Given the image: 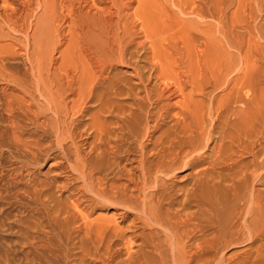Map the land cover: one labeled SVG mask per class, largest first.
Returning a JSON list of instances; mask_svg holds the SVG:
<instances>
[{
    "label": "bare ground",
    "instance_id": "1",
    "mask_svg": "<svg viewBox=\"0 0 264 264\" xmlns=\"http://www.w3.org/2000/svg\"><path fill=\"white\" fill-rule=\"evenodd\" d=\"M134 1L138 3V6L135 10L133 9L132 15L141 22L142 27L146 24L144 19L149 18L153 9H158V13H160V6L151 7V1L147 0H0V90L2 92L0 103L3 112L9 116L7 125L1 129L0 134L6 136L8 140L14 141L12 146L17 152L24 153L25 151L26 154L32 155L28 154V157H32L31 160L20 162L19 172L16 177L14 176L15 180L21 181L24 177H30L31 169H34L37 164H41L36 155L42 154L40 150L44 148H42L43 144L40 146L41 143H38L40 142L38 132H43L52 138L51 142L55 143L54 147L57 150L68 155V159L63 158L67 160L64 161L69 162L67 164H69L70 172L66 181L61 185L62 190L69 193L68 198L71 203V212L67 214L68 220L66 221L69 222L71 219L79 232L83 230L89 234L92 242L98 245V247H94L95 249L105 248L106 256L102 258V260L105 258L103 264H113L114 262L113 257L116 254L112 242L114 238L127 239L125 244L128 253L127 261L124 264H152L151 262L154 261H150L148 258V255L151 254L156 256L155 264H223L224 257L220 254L235 245L239 237L246 235L258 239L259 236L264 237V191L260 188L264 176V106L257 118L258 115L256 116L254 113V104H258V102H254L257 101L254 97L255 90L252 95L254 87H252L253 76L251 77L250 72L253 65H250L249 62V51L247 53L244 50L247 42L246 34L240 33L241 35L237 38L233 37V40L225 39L229 47L237 48L243 56L239 63L241 66L237 67L240 69L233 78L228 77L231 76L229 71H232V68H229V71H225L224 75L214 81L213 87L216 90L223 88L224 94H214L212 97L209 94L210 101L205 105L201 96H205L204 90L207 85L211 84V81L204 78L207 74H201V67H203L202 63L206 60L205 58L211 53V49H216L213 47L218 38L214 37L216 40L211 38V35H215L214 31L212 32L209 27V29L206 28V36L210 38L204 37L205 41L202 38L204 42L198 46L197 43H194L197 41H193V36L192 38L189 36L190 29L188 31L185 29V32L190 34L187 43L183 41L186 47L184 48L185 44L179 45L180 52L182 51L180 47L184 48L180 57L176 58L172 55L173 57L167 58L160 55L158 51L160 49H157V46L158 48L161 46L162 42L160 43V41L164 39L160 40L159 36L160 41L156 38L152 40V27L149 25L152 30H149L147 25L145 30L141 27L146 39L143 40L146 41V44L151 43L150 49L148 47L149 51H145L148 52L145 55L146 62L151 64L150 74L149 76L145 75L144 71H148V68L143 71L146 66L140 67L139 62H136L137 57L136 61H132L134 64L132 75L135 76L138 86L134 91L131 86L133 83L130 81L132 84L129 87L132 89H127L126 95L130 98L129 90L133 97L128 100L129 102H126L127 100L125 101L123 98L126 97L125 94L115 87L116 85L112 86L115 79L112 80L111 72L117 66L127 64L126 54L131 56L130 51L132 50L126 53L125 45L127 44L124 38L128 40L127 33L133 35L130 30L133 25L128 29L125 25L120 27V22H123L122 19L129 15L128 11L132 9ZM167 2L169 1L167 0ZM195 2L194 0H173L181 14L188 13L189 15L199 14L198 6H194ZM202 2L204 3V0ZM160 3L162 4V2ZM41 8L44 11L41 12L46 13L45 16H48L46 20H48L46 22L40 18L41 25H38L40 24L37 21L38 13ZM175 9L174 7L173 10ZM166 12L162 11L163 14ZM173 14L171 15L173 16ZM176 16L174 14V20H177ZM128 17L125 19L126 22L127 19L129 22ZM231 17L234 16L230 15ZM241 17L239 16L238 22ZM158 18L157 20H159ZM181 18L183 17L181 16ZM243 18L240 22L243 20L246 23L248 19L244 16ZM33 20L38 22H36L38 27H42L44 21L45 28H40V32L47 29L48 32L44 30L48 37H46L47 41L49 42L51 39V42L55 39L57 47L55 46L53 51L61 54V57L58 56V58L62 59V63H58L59 60L56 62L52 55L49 56V59L46 58L53 62V66L56 65L55 68L52 65L49 66L47 71L36 62L37 57H41L39 55L36 57L41 50H39L40 52L36 51L37 54L34 56L27 49L28 45L24 47L26 49L24 52L20 50L22 47L16 50L18 48L14 49L12 46L13 41L24 39L25 44L27 42L29 46L31 43L34 45L35 39L38 40L39 30ZM169 20L166 19V21ZM182 20L179 21L180 23L172 21V19L170 21L172 24L177 22L180 25L181 22L183 23ZM206 24L208 23L206 22ZM183 25L181 24V29L184 30L186 26H189V23L187 25L183 23ZM46 26L52 28L48 29ZM162 26L164 27V23ZM232 27L231 31L233 32ZM65 28H67V32L62 33L63 29L66 31ZM174 28L178 29L175 24ZM216 28L217 32L221 31V24ZM214 29L215 27H213ZM164 30L169 31L166 28ZM175 31L178 32V30ZM245 31L247 30L245 29ZM199 32L202 31L199 30ZM210 32L212 33L210 34ZM217 32L216 35L219 34ZM228 32L226 33L228 34ZM94 34L101 43L100 47L97 46L99 44L93 43V39L90 40V36ZM136 35L138 36V34ZM195 35L197 34L195 33ZM168 36L166 37L167 41L171 42L169 37L172 35ZM195 38L197 40V37ZM130 40L134 39L131 37ZM43 42L42 40L41 43ZM48 42L45 40V44ZM63 42L69 44L61 51ZM143 43L145 45V42ZM143 43L141 48L144 47ZM219 43L220 41H218ZM35 44L37 45V43ZM222 44H219V48L223 47ZM49 45L46 44V49ZM224 45H226L225 42ZM175 46L177 47L176 44ZM227 47L225 48L227 49ZM229 47L226 51L229 52L227 55L230 58L226 56V53L224 56L230 60L227 61L226 57L221 55L226 61L222 62L219 57V65L225 66L228 62L230 67L233 64L231 59L235 63V59L231 58L233 54L230 56V53L237 49L229 51ZM171 48L174 49V45ZM49 49L44 51L48 52ZM18 51L23 52L24 60L30 66L24 68L22 72H10L11 69L6 60L21 54ZM239 52L238 54H240ZM47 54L44 56L47 57ZM235 55L237 58L240 56ZM70 57L77 58L76 65L78 63L81 65L73 71L71 65V70L70 68L66 69L68 64L74 62ZM212 57L217 58V54ZM132 58L135 57L131 56V60H133ZM239 58L237 61L241 60V57ZM220 61L223 64H220ZM34 64H38V67ZM62 64L66 65L65 70ZM208 67L210 68V66ZM218 68L216 67V70ZM224 68L228 69L227 66ZM237 68H235L236 72ZM9 69L10 71L7 72ZM218 71L220 72V70ZM154 80L155 83H152ZM122 82L120 83L121 87ZM126 85L123 84V87ZM256 108H259L258 105ZM80 117L86 119L82 129L77 127ZM23 123L34 129L32 133L35 134L33 137L35 141L29 138L32 135L30 130L27 131L25 128L27 126H23ZM27 132L30 133V136H27L29 134ZM83 133L87 134L86 142L80 141ZM8 142L11 144V141ZM66 146L71 151V157H69ZM45 148L47 150L48 145H45ZM63 165L65 164L63 163ZM189 166L193 167L195 177L190 183L191 185L180 188L178 193L176 188L175 195L178 194L180 197L182 195V197L174 198L175 195H172L169 190L178 179L177 172ZM211 170H227L226 177L221 180L225 181L224 183L232 184V191L230 189L228 191L233 192L236 198L235 206H231L230 200H226L225 203L223 200L220 202V198L216 200L217 197L215 196V199L212 192L208 191L211 186L208 179L212 175V172L211 174L209 172ZM70 186L75 188L71 191L69 190ZM38 190L35 191L40 192ZM31 191L35 192L32 188ZM36 199L38 200V196ZM226 204L232 207L231 211L234 210L233 217H231V212L229 214L231 219L227 218L228 214L226 217H221L231 220L229 221L230 225L226 222L228 220H224V222L222 220L220 223L217 221L218 218L215 219V215L220 217L217 215L221 208L226 207ZM219 206H222L219 208L220 210ZM229 206L227 207L229 208ZM100 212H106L111 216L102 217L98 215ZM222 213H225V210ZM95 215L98 217L90 220ZM222 222L224 225L227 223V227L222 225ZM213 225L215 227L218 225L219 232L209 233L202 240L199 239L200 242H196L195 235L201 232V229L207 231ZM47 237L49 239L50 234ZM38 241L41 242V240ZM137 241H140L139 248L133 252L132 246ZM97 258L101 260V257ZM61 259L64 260V264H72L67 253Z\"/></svg>",
    "mask_w": 264,
    "mask_h": 264
},
{
    "label": "rangeland",
    "instance_id": "2",
    "mask_svg": "<svg viewBox=\"0 0 264 264\" xmlns=\"http://www.w3.org/2000/svg\"><path fill=\"white\" fill-rule=\"evenodd\" d=\"M147 1L148 2L151 1V3H152L151 7H155V5L156 6L158 5V7L160 6L159 7L160 8L159 9L160 13H158V9H153V10H155L157 12H154L152 10L151 14H149V18L148 19H144L145 22H146V24L143 26L144 28L142 27L141 22L138 21L137 18H134V16L132 15L133 14L132 11H134L137 8V6H138V3L135 2V1H134V5L132 6V9H130V11H128V14H129L128 16H130V17L126 16V17H124V19H122L123 22H120V24H121L120 27L123 26V25L127 26L128 29L131 28L132 25L134 27V30H133V27H132V29H130V30H132L133 35L132 34L129 35L130 33H127V35H126V36H129L130 39L132 37L134 40L132 41L128 37V40H129L128 41L127 38H124V39H126L124 41L127 44V45H125L127 47L126 53H128L130 50H132V51H130V54H131V56L135 57V58H132L133 60H131V56L129 57L128 56L129 54H126L127 64H125L124 66L127 67L128 64H129V67L131 65L132 66L130 68L129 67L126 68L123 65L122 66H117L116 68L113 69V72H111L112 80L115 79V81H114L115 83L112 86L116 85L115 87L119 88L125 94L126 97H123L124 100L125 101L127 100L126 102H129L128 100H130V98L133 97L132 94L130 95V91L129 90H128V92H129L128 95L130 96V98L126 95L127 94L126 93L127 89L131 88L129 86L133 83L131 86H132V88H134V91H135V88L138 86L136 84L135 76L132 75V67L134 66L132 61H134L136 59V57H137V59H136L137 61L136 60L135 61L137 63L139 62L140 65L139 64L138 65L140 67H142V65L144 67L146 66V69H143V71L147 70V68H148V71H144L145 75L149 76V74H150L149 70H150V65L151 64L146 62L147 60H146L145 55L148 52H145V51L146 50L149 51L148 47L150 49V44L151 43H147L146 44V41L143 40V39H145L144 38L145 35L142 33L143 30H141V27L144 30L147 29V28H149V30L153 29L152 30V34H151V37L153 36L152 37L153 39L149 38L150 40L151 39L154 40L156 38L158 41H160L161 38L164 39V40L160 41V43L162 42L160 48H158V46H157V49L161 50L163 48L161 51L158 50L160 55L165 56L167 58L169 56L170 57L174 56L176 58H179L180 54L182 53V51L186 47V44L183 43V41L184 42L186 41V43H187V40L189 38L188 35L190 33L191 34L189 36L191 38L193 36V38H192L193 41L194 40L197 41V42H194V43L195 44L197 43L198 46H199L205 41L204 37L205 38H210V37L206 36V31H205V30H207L206 28H208V27L211 28L212 30L211 29L210 30L212 32L214 31V33L216 35V32H217V28L216 27H219L220 24H221V29L222 30L221 31L218 30L217 33H219V34H217V35H221L222 32H223V34L220 37L217 36V35L216 36L215 35H211V38L212 37H213L212 39H215L214 37L218 38L217 40L220 41L221 44L223 43L222 44L223 47L219 48V44L220 43L218 44V41H216L215 43H216V45L218 47L216 45H214L213 48H216V49H214L215 51L213 49H211V53L209 54V56H207L205 58L206 60H204L203 63H202V65H203V67L205 69L203 67H201V74H203V75L207 74L206 76H204V78L206 77L205 79H208L209 81H211V84L207 85V87L204 90L206 92V94H205V96L204 95L201 96V98L204 99V100L203 99L202 100H203V102H205V105H206L210 101L208 99L209 98L208 97L209 94H210L211 97L214 94H219V95H223L224 94L223 88H219V89L216 90L213 87V84H214V81L217 78H219L221 75H224L225 71H229L232 68V71H229L230 74H231V76H228L229 78H231V77L233 78L234 75L238 74V71H239L240 68H237V67L241 66V65H239V63H241L243 56L241 55V53L239 52V50L237 48L229 47V45L227 44V40H225V39L226 38H228V39L231 38V40H233V37L237 38L239 35L245 33L246 34L245 36L247 37V42H246V47L247 48L245 47L244 50L247 51V53L249 51L250 54L249 55L247 54V55H248V58H249L250 65H253V66H251V68L252 67L253 68L250 71L251 72V77L253 76L252 78H253V83H254V85L252 83V87L257 89V87L259 85H261V86L258 87L257 90H259V89L261 90V88L263 87L260 92H258L254 88H253V91H252V95L254 94V90H255V93H256L254 95V97H255V100H257V101H254V102H258V104H256V103L254 104L255 105L254 113H256L255 114L256 116L258 115L257 116V118H258L260 116L259 112H261L260 110L264 106V4H263L264 1L263 0H204V3H203L202 2L203 0H200V1L194 0V1H196L195 2L196 5L194 4V6L195 7L198 6L197 7L198 8V12H199L198 15H195V14H192V15L190 14L189 15L188 13H186V14L182 13L181 14L179 12L177 6L175 5V3H173V0H168L169 2H167V0H147ZM160 2H162V4ZM201 2H202V4H201V6H199ZM213 2H214V5H213ZM203 4H204V6H203ZM135 5H136V7H135ZM168 5L173 7V8L170 9L171 7H169ZM205 6H208V7H205ZM174 7L177 9V10L175 9L176 13H175V10H173ZM201 7H202V9H201ZM161 10L165 11V12L168 10L169 11V12L167 11L168 14L170 13L169 16L171 14H173V12H174V14L177 15L176 16L177 20L173 19L174 14H173V16L171 15L170 18H169V16L167 17V15H168L167 12L163 14ZM39 11H40L38 13L39 17H38L37 21L39 22L41 19L42 20L44 19V21H45L48 16H45L46 13H42L41 12V11H43L42 8ZM40 13H41V15H40ZM210 13H211V16H209ZM213 13H215L216 15L215 14L213 15ZM156 14H157V17H156ZM222 14H224V15H222ZM240 14H242V15H240ZM178 15H180V16H178ZM202 15L204 17H206V18H204ZM230 15L231 16L233 15L234 17L230 18ZM181 16L183 18H181ZM239 16H242L241 19L243 18V16L246 19H248L247 20L248 24H246L247 22L246 23L243 22L244 18H243L242 22H240L241 19L238 22ZM127 17L129 18V22L131 20H132V22L129 23L128 19H127V22H126L125 19ZM158 17H160V18H158ZM157 18L159 20H157ZM212 18L213 19L215 18V19L213 20ZM163 19H165V20H163ZM166 19H170V20L172 19V21H177V22H179V21H181L183 19L182 20L183 23L186 24V25L189 23V26L187 27L185 25L186 27L185 28L183 27L184 28V30H183V29H181V24H182V26H184L182 22H181L180 25H179L180 22L179 23L176 22L177 24L174 22L175 26H177V28H178V29H175L174 28V24H172V22L170 20L166 21ZM29 20H28V22H29ZM47 20H46V22H47ZM37 21L33 20L34 25L39 30L38 33H37V36H38L37 39L38 40L35 39V42L31 41V42H34V45H33V43H31V45L29 46V43L27 44V42L25 44L24 43L25 39H24V40H19V41L18 40L13 41L12 42V46H13L14 49L18 48L16 50H19L22 47L23 49L21 48L20 50L24 52V51H26V49L24 47L26 45H28V46H26L27 49L30 50V53H32L34 56H35V54H37L36 51L40 52L39 50H41L40 54L36 55V57L38 55L41 56V57H37L38 60L36 62L39 63V65H41L44 68L45 71H47L49 69L48 67L49 66L51 67V65L53 63V62L47 60V59L50 58L49 56L52 55L53 59H55L56 62H57V60H59V58L61 57L60 56L61 54L59 52L57 54V52L53 51L54 48L57 47L56 44H55L56 43L55 39H53L51 42H50L51 39H49V42H50V45H49V42L47 41L48 37L44 33L45 31L48 32L47 29L46 30L44 29L45 31L43 30V32H40V30H41L40 28H42V27L45 28L44 21H43L44 25L42 24V27H40V26L38 27L37 26V24H36ZM215 21L217 22L216 24H215ZM166 22H167L168 25L166 24ZM206 22L208 24H206ZM163 23H164V27L162 26ZM218 23H219V25H218ZM249 23H250V29H249ZM48 24H50V23H48ZM243 24H246V26H243ZM38 25H41V23L38 24ZM146 25H147V28H146ZM149 25L152 27V29L150 28ZM193 26H194V29H193ZM231 26H233L232 27L233 28V32L231 31L232 30ZM50 27L46 26V28H48V29L52 28V27L51 28ZM200 27H201V29H200ZM213 27H215L214 30H213ZM242 27L245 28L247 31H245V29H243ZM165 28L169 29V31H165L164 30ZM179 28H180V31H179ZM202 28H204V29H202ZM36 29H34V31H36ZM185 29H187V31L190 29V31H189L190 33H188L187 31L185 32ZM65 30L66 31H64V29H63L62 33H64V32L66 33L67 32V28H65ZM175 30H178V32L175 31ZM199 30L202 31L203 33L199 32ZM191 31H193L194 34ZM227 31H229L231 33V35H230L229 32L227 34L226 33ZM212 32H210V34ZM248 32H249V35H248ZM39 33L40 34L42 33V35L44 34V36L40 35ZM150 33H151V31H150ZM157 33H159V34L157 35ZM195 33L197 35H195ZM136 34H138V36ZM166 34H168L169 36L170 35H172V36L169 37ZM179 34H181V35H179ZM157 36H158V38H157ZM159 36H160V40H159ZM167 36L169 37V40L171 42H174L173 44L171 42L167 41L168 40V38H166ZM185 36H187V37H185ZM44 37L45 38L47 37V38L45 39ZM95 37H96L95 34L93 36H90V40L93 39V43L94 44H96V43L99 44L97 46L100 47L101 43ZM124 37H125V35H124ZM134 37L135 38L137 37V39H135ZM175 37H176V39H175ZM178 37H180L179 38L180 42L178 41ZM195 37H197V40H196ZM221 37H224V38H221ZM251 37H252V40H251ZM202 38L204 39V41H202L203 40ZM44 39L46 40V42H48L46 44L49 45V47L47 46V49H46V44H45V40ZM165 39H166V41H165ZM42 40L44 41L43 42L44 44L41 43ZM94 40H96V41H94ZM142 40H143V42H145V45L142 42ZM137 41L139 42V44H138ZM140 41L143 43V46H144L142 48H141L142 43ZM181 41H182V43H181ZM38 42L41 43V44H39ZM224 42L230 48L229 51H233V50L237 49L236 51H238L240 53V54H238V52H236V51H233V53L232 52L230 53V56L233 54L231 58L235 59V63H234V60L231 59V63L233 61V64L230 67H229L230 64H228V62H226L227 65L225 64V66L219 65V62H218L219 59L222 60V62H225L227 60V57H229V55H227V53L229 54V52L226 51L228 49V47L226 45H224ZM3 43H6V42H3ZM35 43H37V45ZM134 43H135L136 47H135V45H133ZM168 43L170 44V47H169ZM68 44L69 43L63 42V46L61 48V51L64 50L65 47L68 46ZM175 44L177 45V47L175 46ZM184 44H185L184 48H183V46L180 47V48H182V51L180 52L179 51L180 50L179 49V45L181 46V45H184ZM35 45H36V47H35ZM128 45H129V47L131 46L130 47L131 49L128 47ZM146 45H147V48H146ZM173 45H174V49L171 48V46H173ZM220 47H221V45H220ZM225 47H227V49ZM36 48H37V50H35ZM48 48H50L49 49L50 52L49 51L45 52L46 50H48ZM142 49L144 50V52L142 51ZM223 49H224V51H223ZM137 50L139 51L138 52L139 54L137 53ZM21 51H18V52H21ZM166 51H167V53H165ZM168 51H170V52L168 53ZM23 52H21V54L19 53V55L17 54L18 56H14L13 58H7L6 63L8 65V67L11 69V71L9 69V70H7V72H9V71L10 72H14L15 71L14 73L22 72L24 70V68H26V67L28 68V66H30L29 63H28V65L26 64V60H24V56L22 55ZM46 53H48L47 57L44 56ZM215 53L217 54V58L216 57H214V58L212 57L213 55L214 56L216 55ZM225 53H226L227 57L224 56ZM136 54L138 56L140 55L139 56V60H138V56ZM176 54H178V55H176ZM235 54L240 55L239 56V57H241L240 61H237L240 58L239 57L237 58V56ZM221 55L226 57L225 58L226 60ZM58 56H59V58H58ZM71 56H73V55H71ZM250 56H251V61H250ZM39 58H41V59H39ZM56 58H58V59H56ZM72 58H73V61L75 63L71 62L70 64H68L69 67L67 66L68 68L66 67V69L70 68V70H71V66H72V71H73L76 67L81 66V65L79 63L76 65V63L78 62L77 61L78 59L75 58V57H70V59H72ZM140 59H142V60H140ZM216 59H218V60H216ZM211 60H213V61H211ZM229 60H227V61H229ZM44 61H47L46 62L47 64ZM140 61H141V63H140ZM210 61H211V63H210ZM222 62L220 61V64ZM58 63H62V59H60L58 61ZM208 64H210V65H208ZM211 64H212V66H211ZM34 65L36 67H38V64H34ZM62 65H63L62 66L63 69L65 70V66L66 65H64V64H62ZM54 66H56V65H54ZM54 66L52 65V67H54ZM73 66H74V68H73ZM208 66H210V68ZM221 66H222V68L220 69ZM226 66H227L228 69L225 70L224 67H226ZM118 67H120V68H118ZM216 67H219L218 70H220V72L218 70H216ZM234 67L237 68V72H236ZM56 68H58V67H56ZM223 69H224V71H223ZM214 70H215V73H214ZM216 71L219 72V73L217 74ZM114 76H115V78H114ZM120 77H121L122 80L120 79ZM121 81H123L122 83L124 85L127 84L128 86L126 85V87L125 86L123 87V84H122V87H121L120 86ZM130 81H132V83ZM128 83H130V84H128ZM152 83H155V80ZM105 84H110V83L107 82ZM118 84H119V86H118ZM252 87H251V89H252ZM212 91H214V92H212ZM1 93L2 92L0 90V98L2 99V97H1L2 94ZM262 96H263V99H262ZM211 97H210V99H211ZM1 99H0V102H1ZM219 100H220V98H219ZM257 105H258L259 108H256ZM7 120H9V116H7L3 112V110L1 109V103H0V131H1L2 128L5 127V125H7V122H8ZM85 120H86L85 117L84 118L80 117L78 119L79 122L77 121V127L82 129V126H84V124H85ZM78 123H80V124H78ZM24 125L27 126L25 128L27 129V131L30 130L29 132L32 135L29 138L33 139L35 141V139L33 138L35 134H34V132L32 133V131H34V129L31 126H28V124H24L23 123V126ZM29 132H27V133H29ZM30 133L27 136H30ZM38 133H39V135H38L39 137L38 138H40V142H38V143L39 144L41 143L40 146H42V144H43L42 148L44 147L43 150L42 149L40 150V152H42V154L36 155V158L40 160V161L38 160V162L39 163L41 162V164H39V165L37 164L34 167V169H31L32 170V174H31L30 177H24V179H22L21 181L15 180V177H16V175L19 172L20 162L23 161V160H31L32 159V157H31L32 155L30 153L26 154L25 151H24V153L23 152H17L15 149H13L14 147L12 146V143H14V141L8 140V138L6 136H4L3 134H0V264H58V263L59 264H64V260L61 259V257L64 258L66 253H67L68 257L70 258V260L72 261V264H76V263L77 264H81V263L82 264H103L102 262H104L105 258L103 260H102V258L106 256L105 255V252H106L105 248H99V250L95 249L96 247H98V245H96L94 242H92V239L90 238L89 234H86L83 230L79 232V230H77L75 228L76 226H74L73 221H71V219H69V222L66 221V220H68L67 219V214H69V212H71V210H70L71 209L70 208L71 203L69 202L70 200L68 198L69 193L64 192V190H62V188H61V185L66 181L67 176L69 175V172H70V169L68 168L69 164H67L69 162H66L67 160L65 159V158L68 157V155H66L63 151L60 152L59 150H57L54 147L55 143L51 142L52 138L49 137V135H46L43 132L42 133L38 132ZM42 134H44V135H42ZM86 137H87V134L83 133V137H81L80 141L82 140V142H86V140H87V139H85ZM1 138H2V140H1ZM8 141H11V144H9ZM38 141H39V139H38ZM45 145L46 146L48 145V149L47 150H48V152L50 151V153H48L47 150H45L47 148V147L45 148ZM50 145H51V147H50ZM67 147L68 146H66V150L69 152V157H71V151H69V148H67ZM53 149H55L54 152H53ZM44 150H45V152H44ZM57 151H59V152H57ZM28 154H30L31 156L29 155L30 157H28ZM63 157H65V158H63ZM62 158H63V160H62ZM64 160H66V161H64ZM61 161H63V162H61ZM63 163L65 165H63ZM36 167H37V169L35 170ZM192 169H193V167L189 166L188 168L181 169V171L179 170V172H177L178 173L177 174L178 179L176 180V182L173 185H171V188L169 190L172 195H175L176 188H177V193H178V190L180 188H183L184 186L186 187V185H189L190 183H192V181H193V179L195 177V173L193 172ZM213 171H214V173H213ZM213 171L212 170L209 171L210 174L212 172V175H210V177L208 178L209 182L211 184V186L208 188V191L210 193L212 192V194H213L215 199L217 197L216 200H218L220 198V200H221L220 202H222V200H223L224 203L226 202V200H228V201L230 200V203H232V205L231 204L230 205L231 206H233V205L235 206V201H236L235 199L236 198L234 197L233 192L230 193V191H228V189H230L232 191V189H233L232 184L230 182L224 183L225 181L221 180V178L226 177L227 173H225V172L227 170H224V171L223 170H218V171L217 170H213ZM216 178H219V179H216ZM212 179H213V182H212ZM235 182L237 183L236 180H235ZM261 182H262V184L260 185V188H261L262 191H264V176H263V179H262ZM215 185H216V187H215ZM226 187H227V189H226ZM31 188L34 191L39 189L40 192H37V191L33 192V191H31ZM73 188H75V187L74 186H70L69 190L72 191ZM220 189H222V190H220ZM218 190H220V191H218ZM28 191L31 192V193H29ZM223 191H225V192H223ZM37 196H38V200H40V202H38V200L36 199ZM231 196H232V198H231ZM40 197H41V199H39ZM181 197H182V195H181ZM181 197L178 194H176L174 198H181ZM35 199L37 200V202H36ZM228 201H227V203H228ZM227 206H229V205L226 204V207H224V209L221 208L222 206L218 207V209L221 208V210L219 209L220 211H219V213L217 215V216L220 215V217H216V215H215V219L218 218L217 221H219V222L222 221V220H223V222H224V220L225 221L228 220L226 222L229 223V225H230L229 221H231V220H229L227 218H229L231 215H232L231 217H233L234 210L231 211L230 208L232 209V207L229 206V208H228ZM68 208H69V211H68ZM225 208L226 209L228 208V209L226 210ZM222 209L225 210V213H222V211H223ZM220 212L223 215H221ZM230 212H231V215H229ZM227 214H228V216H227ZM98 215H101L102 217L111 216V214H107L106 212H100ZM98 215H95V216L91 217L90 220H93L94 218H97ZM221 216H223V217L227 216V218L223 219V217H221ZM231 217H230V219H231ZM223 222H222V225H224ZM227 223H225L226 224V225H224L225 227H227ZM213 226L215 227V225H213ZM213 226H210L209 229H207V231L201 229V232H198L195 235L196 236L195 240L197 239L196 242H200L203 239V237L208 235L209 233H211V234H216V232L218 233L219 232L218 225L215 228ZM211 227H212V229H211ZM220 229H221V227H220ZM49 234H50V238H49L50 240L47 237V235L49 236ZM85 234L87 235V237H86ZM259 235H262V234H259ZM246 236L245 237H239V240L236 242L235 245L229 247L227 250L222 252V254H220V255H223V257H224L223 258V264H264V237L261 236L262 237L261 238L259 236V239H258L256 237L254 238V237H250L248 235H246ZM44 237H45V239H44ZM46 238H47V241H46ZM199 239H201V240H199ZM38 240H41V242L38 241ZM53 240L56 241V242H54ZM124 240H122L121 238H118V239L114 238L112 240L113 247H114V250H115V253H116V254H114V257H113V261H114L113 264H124V262L127 261L126 257H127V253L128 252H127V248H126L127 245L125 244V243H127V239H124ZM36 241H37V243H35ZM51 241H52L53 244L51 243ZM43 243H45V244H43ZM55 243H57V244H55ZM139 243H140V241L139 242L137 241L136 244H134L132 246L133 247V252L136 251L139 248ZM59 252H61V253H59ZM96 256L99 257V258L101 257L100 258L101 260H99ZM94 257H95V260H94ZM148 258L150 259V261L153 260L154 262H157V261H155V260H157L156 256H153L152 254L148 255ZM154 262H151V263L153 264Z\"/></svg>",
    "mask_w": 264,
    "mask_h": 264
}]
</instances>
